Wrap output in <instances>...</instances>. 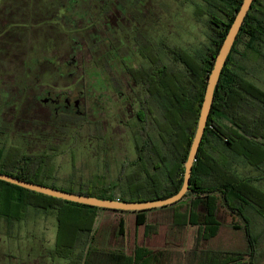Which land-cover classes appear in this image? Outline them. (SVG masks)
Returning <instances> with one entry per match:
<instances>
[{
    "label": "rangeland",
    "instance_id": "374dc122",
    "mask_svg": "<svg viewBox=\"0 0 264 264\" xmlns=\"http://www.w3.org/2000/svg\"><path fill=\"white\" fill-rule=\"evenodd\" d=\"M58 1L0 0V15H6V17H0V37H2L0 38V74L6 76L7 80L11 79L12 75L18 74L21 80V85L17 81H15V85L0 81V125L4 122L1 116L3 108L19 96L22 86H31L37 93V101L43 99L45 90L36 80L38 68L35 59L39 55V48L47 56L51 54L52 57H55L59 65L63 64L62 60L64 62L65 56L70 57V62L75 60L74 67L64 63V70H72L79 76L83 70L86 71L92 66L94 67L95 60L98 66L101 63H114L117 47H133L135 40L132 39L129 44L130 40L125 36L129 35L130 29L139 26V24L136 26V21L140 16H143L141 18L143 22H149V26L146 25L145 28L149 27V61L150 59L155 61L152 63L153 66L165 63L172 69H177L178 66L170 61L169 53L172 48L179 52L186 49L190 53L200 56L205 53L210 41L208 16L201 12L204 4L200 0H62L67 15L71 14L77 18L75 20L77 23H74L73 26H78V30H68L67 26L58 18L59 13L57 17L49 18V21L34 23L33 11H39L42 8L47 11L46 17H50L55 8V6L50 7V4H56ZM9 4L12 5L9 6ZM110 4L116 8L112 6L105 13L108 19L97 17L94 23L89 24L86 28L85 20L96 14L99 5L101 8L107 9ZM8 9L13 12L24 11L25 13L24 15H14L9 13ZM116 9L119 11L120 17L116 20L115 28L113 26L115 16L119 14ZM28 11L29 13H27ZM59 11H63V9L58 8L56 12ZM67 15H65V21L69 20ZM81 18L85 19V22L80 20ZM92 19L94 18L92 17ZM102 20L111 24L106 26L104 31ZM69 23L72 24L70 20ZM9 24L12 28L17 29L18 26L24 28L23 37L19 40L20 44L18 45L13 46V43L16 41L15 35L21 33L20 31H14L11 28L10 31L15 32V35H11V37L5 35V29ZM50 26H59L61 30H63L62 26L64 27L63 32L51 36L50 47L55 45L54 50L41 47L42 43L50 37ZM95 29V35L90 36L88 32H93ZM74 38L87 43L81 42L80 49L74 43ZM70 40H73V47L67 43ZM92 40L98 42L93 44ZM102 46V52H99ZM237 50L238 52L242 51L241 48H237ZM123 52H125L124 49L119 50V53ZM262 52H264V47H262ZM236 56L246 68L247 76L264 89V58L247 51L242 56H239V53ZM50 64H54L53 59ZM46 70V68L43 69L44 75L50 76L52 72ZM87 74L86 71V74L84 73L76 79L82 80V87L88 90L90 78ZM103 75L105 76V72ZM104 76H100V78L103 79ZM46 79H42L43 82ZM66 83L64 80L56 82L61 88H64ZM28 92L32 93V91ZM114 99L112 95L110 101L106 102L102 116V119L105 120L100 119L97 127H94L92 122L82 124L81 119L74 116L72 118L74 123L65 130L63 140L53 141L51 146L17 140L14 131L15 128H18L17 123L9 117L11 128L4 135L5 143L0 144V148H3L5 153L18 151L19 155H34L41 149L48 150L53 147V150L49 152L52 153L51 163H53L54 171L47 181L62 187L71 185L74 189L81 187L94 192L105 190L114 196L126 198L129 196L128 186L130 184L138 181L145 184V173L140 172L139 166L130 164L136 155L132 143V128L123 124L119 125L114 120L116 107L113 104ZM14 112L12 108L9 109V114L13 115ZM33 112H36L34 113L36 115L39 112L40 115L46 116L47 114L42 109H35ZM30 113V108L27 107L24 114ZM158 151L163 152L162 157L168 167L171 163L169 151L165 149H158ZM150 160H154L155 165L158 163L155 156ZM120 167L121 171H119ZM232 167L241 176L256 178L255 183L264 194V164L257 170L240 161H234ZM165 168L159 173L162 180L165 178ZM142 193L145 195L149 193V190L145 188ZM12 206L13 208H10L12 214L18 213V207ZM4 208L5 205L0 203V210ZM68 210L63 206L54 209H41L28 205L23 210L22 218L18 220L0 216V264H80L78 255L84 252L85 247L92 246L104 250L122 248L129 254L134 244L145 245L152 249L164 248L166 260H163L161 264H196L195 258H197L199 249L235 254L238 256L240 264L249 263L250 252L242 228L243 223L240 219L227 213L225 209L222 210L225 223L220 227L218 234L204 246H201L196 240L197 229L195 226L188 225L179 233L171 225H168L170 224L168 219L164 220L163 218L170 217V211L157 212L158 210H156L154 212L151 210L150 212H153L155 216L149 218L148 215L147 221L153 219L156 223L151 221L152 224H155V232L143 233L142 225L135 230L132 213L119 214L110 210H98L90 220V217L85 216L88 215V211H85L83 218H80L76 212ZM247 215L250 219V230L257 239L253 263L264 264V218L257 215L252 209L247 210ZM120 218L123 220L121 235L118 231ZM232 222L239 228H233ZM66 226L69 228L85 226L88 230L84 232L85 234H78L73 252H71L72 249H69L70 257L68 259L53 254L57 234L59 231L66 233ZM194 253L196 257L193 255ZM86 255L88 253H84L82 256ZM94 256L99 258L97 253H94Z\"/></svg>",
    "mask_w": 264,
    "mask_h": 264
},
{
    "label": "trees",
    "instance_id": "16d2710c",
    "mask_svg": "<svg viewBox=\"0 0 264 264\" xmlns=\"http://www.w3.org/2000/svg\"><path fill=\"white\" fill-rule=\"evenodd\" d=\"M200 1L204 4L201 12L208 16L210 42L205 53L200 56L192 55L186 49L183 52L175 49L176 56L183 60L187 69L184 77L176 74L177 72L174 73L172 68L165 67L162 70L170 86L168 98L175 107L169 115L171 163L168 167L164 163V168L166 167L164 180L160 177L150 180L149 193L142 195L145 193H142L145 187L141 181L128 186L129 196L126 198L114 196L105 190L94 192L81 187L74 189L71 185L57 186L47 181L54 171L51 157L41 159L37 155H19L18 151L5 153L3 148H0V172L22 180L98 198L144 201L165 198L176 193L182 183L184 170L182 164L195 130L206 79L242 0ZM262 47H264V0H253L215 87L210 114L192 164L188 191L179 201L167 206L133 212L113 211L119 214H134L135 230L142 225L143 233L155 232L156 223L153 219L151 221L155 224L147 221V212L170 211V217L161 218L168 219L170 222L168 225L179 233L188 225L195 226L196 240L204 246L217 235L220 227L225 223L222 214V210L225 209L243 223L242 228L250 252L248 264H254L253 256L256 252L257 239L250 230L247 210L252 209L264 218V194L255 183L257 179L238 174L232 167V162L240 161L257 170L264 164V89L247 76L246 68L236 56L238 53L242 56L247 51L264 58ZM237 48H241L242 51L238 52ZM198 68L200 78L196 83L195 71ZM188 70H190L191 82L196 87H193L192 91H189L182 79H188ZM176 81L179 84L178 89L173 90ZM0 203L5 205V208L0 210V216L17 220L22 218L23 210L28 205L41 209L63 206L69 209L68 211L76 212L80 218H83V213L88 211V215L85 216L90 217V220L98 210H108L61 200L2 180H0ZM12 205L18 207V213L12 214L10 210L13 208ZM231 226L235 229L239 228L234 222ZM66 229V233L59 231L57 234L53 254L68 259L69 249L73 252L78 234L88 230L85 226L70 228L66 226ZM118 231L121 235L122 218L119 219ZM165 251L164 248L152 249L145 245L134 244L131 253L127 254L122 248L104 250L89 246L78 255V262L80 264H161L166 260ZM84 253L88 255L83 257ZM94 253H97L99 258L95 257ZM193 255L196 257L195 253ZM195 259L196 264H240L235 254L212 252L206 249H199Z\"/></svg>",
    "mask_w": 264,
    "mask_h": 264
},
{
    "label": "flooded vegetation",
    "instance_id": "af4514ba",
    "mask_svg": "<svg viewBox=\"0 0 264 264\" xmlns=\"http://www.w3.org/2000/svg\"><path fill=\"white\" fill-rule=\"evenodd\" d=\"M11 5L12 4H9V6ZM52 6H55V8L50 17H46L47 11L42 10V8L39 11H33V13L30 12L34 15V23H37V21H49V18H54V16L57 17L59 13L58 18L67 26L68 30H78V26H73L74 23H77L75 21L77 18L71 14L67 15L62 0H59L56 4L51 3L50 7ZM112 6L115 7L110 4L109 8L106 9L101 8V5H99L95 15L89 16L87 20L83 18L80 20L86 21H84L86 28L89 24H93L97 17H102L106 20L108 17H106L105 13L109 11ZM58 8H62L63 11L56 12ZM128 10H130L129 7ZM7 11L14 15H24L25 13L24 11L13 12L10 9ZM117 12L119 13L118 10ZM27 13H29V11ZM65 15L69 16V20L72 23L71 25L69 20L65 21ZM0 17H6V15H0ZM92 17L94 19H92ZM119 17L120 13L115 16V22L113 24L115 28L116 20ZM141 18H143V16H140L139 20L136 21V26L137 24H139V26L130 29L128 32L129 35L125 36L130 40L129 44L132 39L135 40L133 47H117L114 63H101L98 66V63L95 60L94 67L92 66L86 70L88 72L87 75L90 78L88 90L82 87V80L76 79L84 73L86 74L85 70H83L82 74L79 76L74 74L72 70H64V63L68 66L73 65L74 67L76 64L75 60L70 62V57L65 56L64 62L62 60L63 64L59 65L56 62L55 57H52L51 54L50 56H47L45 52L39 48V55L35 59L38 68L36 80L40 83L42 89L45 90V95L41 101H37V93L35 90H33L31 86H22L19 96H17L15 100L10 101L6 107L3 108L1 116L2 119H4V122L0 125V144L5 143L4 135H6L11 128L9 117L13 122L16 121L17 123L18 128H15V130L13 129L16 133L17 140L28 141L32 144L40 143L44 146H51L53 141L59 139L62 141L63 136L65 137V130L69 125L74 123L72 119L74 116L79 117L82 124H89L92 122L95 125L94 127H97L100 119L103 121L105 120L104 118L102 119L104 107L106 102H109L113 95L115 98L113 104L116 106L114 120L119 125L123 124L124 126H129L130 129L132 128V143L136 155L135 158L130 161V164L139 166L140 172L145 173L144 187L149 190L151 187L150 180L160 177V170H164L165 161L162 157L164 154H162L163 152L161 153L158 151V149L169 151V115L171 110L173 111L175 107L174 104L170 103L168 98L170 86L168 79L162 72L165 67H171L169 65L168 67L165 63H161L160 66H153L152 63L155 61L153 59H150L149 61V27L145 28L146 25L149 26V22H143ZM103 22L104 31L106 30V26L111 24H109L108 21ZM10 26L11 24L7 25L5 35H10L11 37V35H15V32L10 31L12 28ZM31 27H34V25H31ZM92 27L95 28V26ZM62 29L64 30L63 26ZM81 29L83 28L81 27ZM12 30H18L21 32L18 33V35H15L16 41L13 43V46H15L20 44L19 40L23 37L24 28L18 26L17 29L12 28ZM63 30H61L59 26H50V37L42 43L41 47L54 50L55 45L54 47H50L51 36L52 34L58 35L60 32H63ZM95 32L96 29L93 32L91 31L88 33L92 36L95 35ZM74 39V43L77 44L80 49L81 42L87 43L86 41L78 40L77 38ZM72 41L73 40L66 42L70 43L73 47ZM92 42L93 44H96L98 41L95 42L92 40ZM102 48L103 46L99 52H102ZM122 49H124L125 52L119 53V50ZM176 52L177 51L172 48V52L169 53L170 61L178 66L177 69L173 68V72H177L176 74H180L184 77L187 73V69L185 68L183 60L179 56H176ZM52 59L54 60L53 65L50 64ZM44 68L47 69L46 71L52 72L50 76L48 75L46 77L44 75ZM103 72H105V76L103 75ZM100 76H104L105 78L101 79ZM5 77L6 76L3 74H0V81H5L13 85H15V81H17L21 85V80L19 79L18 74L12 75V78L8 80ZM45 78L47 79L43 82L42 79ZM154 78L157 79L154 80ZM195 78V82L197 83L200 78L199 68L195 71ZM182 79L183 82L186 83L189 91H192L193 87L196 88L195 84L191 82L190 70H188V79ZM60 80L67 82L64 88L58 87L56 84V82ZM96 81H99L100 83L98 84ZM178 85V81H176L173 90L178 89ZM28 91H32V93L29 94ZM27 107L30 108V114H24ZM11 108L15 111L13 115L9 114V109ZM35 109L46 111V116L40 115V112L37 115L34 114L36 113L33 112ZM97 140L99 139L97 138ZM160 145H162V147H160ZM51 148L52 149L48 150L46 148L41 149L34 155L41 157V159L45 157H51L52 159V153L49 152L53 150V147ZM154 156L158 160L156 165L154 164V160H150ZM121 170L120 167L119 171Z\"/></svg>",
    "mask_w": 264,
    "mask_h": 264
},
{
    "label": "water",
    "instance_id": "95a60500",
    "mask_svg": "<svg viewBox=\"0 0 264 264\" xmlns=\"http://www.w3.org/2000/svg\"><path fill=\"white\" fill-rule=\"evenodd\" d=\"M252 2L253 0L241 1L239 8L235 12V15L222 40V43L220 44L217 54L214 57L212 68L206 79L203 99L200 105L195 130L189 144L185 161L183 163L184 170H183L182 183L176 193H174L171 196L160 199L130 201V200H119L118 198H98L96 196L78 194V193L65 191V190L49 187L46 185L22 180L2 172H0V180L10 184L17 185L22 188H26L28 190L37 193H42L51 197H55L61 200L108 209L112 211H129V212L142 211V210L167 206L179 201L189 189V180L191 175L192 164L195 160V156L202 135L204 133L205 125L208 120V116L210 114L214 90L217 85L220 73L222 71V68L226 62V58L232 48V45L236 39V36L241 28L243 20Z\"/></svg>",
    "mask_w": 264,
    "mask_h": 264
},
{
    "label": "crops",
    "instance_id": "0c3cea01",
    "mask_svg": "<svg viewBox=\"0 0 264 264\" xmlns=\"http://www.w3.org/2000/svg\"><path fill=\"white\" fill-rule=\"evenodd\" d=\"M154 212H156V211H154ZM157 212H164L163 210H158ZM134 215V214H133ZM149 215V218L150 217H154L155 216V214L152 212H149V213H147V215H146V217ZM148 218V217H147ZM220 230V229H219ZM218 234V233H217Z\"/></svg>",
    "mask_w": 264,
    "mask_h": 264
}]
</instances>
